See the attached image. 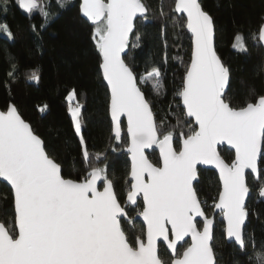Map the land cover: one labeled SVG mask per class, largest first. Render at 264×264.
I'll list each match as a JSON object with an SVG mask.
<instances>
[{
	"label": "snow or ice",
	"instance_id": "snow-or-ice-1",
	"mask_svg": "<svg viewBox=\"0 0 264 264\" xmlns=\"http://www.w3.org/2000/svg\"><path fill=\"white\" fill-rule=\"evenodd\" d=\"M65 6L66 0H56L57 8ZM12 7L29 18L42 16L40 28L52 15L51 0L47 4L0 0V13L7 14ZM149 10L144 0H82L80 4V12L93 26L91 38L109 93L116 141L124 138L121 117L127 118L131 167L123 202L108 178L107 164L99 166L105 154L88 150L84 105L75 89L66 100L84 165L82 176L76 178L65 175L64 162L50 154L15 103L9 101L0 109V178L9 186L13 218L11 227L0 222V264H218L214 216H208L207 200H201L196 186L198 165H214L219 171L220 188L211 207L226 222V239L234 242L248 264H264V243L257 251L254 234L244 230L250 214L249 178L260 186L258 194L264 198V94L253 92L243 106L231 103L230 69L217 53L213 16L202 0H173L170 13L177 15L160 11L166 17L162 33L168 20L174 28L186 29L190 61L173 97L179 110L176 123H170L167 115L158 120L140 84L151 83L156 95L161 90L166 94L162 68L153 66L138 76L125 59L130 46H139L136 21L147 22ZM31 28L38 30L35 24ZM0 34L13 39L7 23H0ZM132 35L134 42H130ZM249 41L264 48V18L255 31L237 32L231 46L246 53ZM162 63H168L166 54ZM20 72L13 58L6 73L9 94ZM26 79L38 83L39 69H31ZM47 107L38 106V111L43 113ZM224 144L234 150L230 161L218 151L217 146ZM148 149L159 150L156 162L149 159ZM129 206L140 207L137 215L144 223L132 240L122 226ZM161 246L167 259L160 254Z\"/></svg>",
	"mask_w": 264,
	"mask_h": 264
},
{
	"label": "trees",
	"instance_id": "trees-1",
	"mask_svg": "<svg viewBox=\"0 0 264 264\" xmlns=\"http://www.w3.org/2000/svg\"><path fill=\"white\" fill-rule=\"evenodd\" d=\"M47 4L49 0H42ZM150 6L148 21H136L135 32L140 34L139 46L128 49L126 62L132 65L138 76L143 75L153 66H160L164 72L163 84L166 94L161 90L156 95L151 83L140 84L145 96L152 102L153 110L159 120L169 117V122L176 123L179 110L173 97L180 87L187 63L190 61L191 41L186 29L173 27L170 20L160 15L161 9L170 15L173 0H144ZM52 15L43 28L39 25L44 19L39 14L29 18L18 7H12L7 14L0 13V23H7L13 33V39L0 34V109L9 101L16 104L24 118L29 121L38 135L45 141L50 154L64 162L65 175L71 178L82 176L84 165L81 163V150L75 134L71 117L68 113L66 96L75 89L77 100L84 105L83 135L90 152H101L99 166L107 164L108 178L113 181L115 191L125 199L129 189V162L124 149L127 138L122 141L112 136L108 117V91L99 71L100 57L92 40L93 26L79 15V0H66V6L56 7V0H51ZM205 10L213 16L216 31L217 53L230 69L228 97L234 106H243L252 97V93L264 94L263 62L264 54L260 46L248 42L246 53L232 48L233 37L237 32L247 35L256 30L264 18V0H202ZM37 25L33 32L31 25ZM165 40L167 46L165 47ZM135 36H130V42ZM168 57L167 65L162 61ZM176 57V59H173ZM21 69L20 74L11 83V93L5 86L6 73L12 59ZM39 69V82L29 81L26 74L31 69ZM47 105L42 113L38 106ZM171 105V110L169 109ZM123 131L125 130L122 124ZM187 131V128H184ZM221 156L230 161L232 152L224 148ZM153 162L158 160L156 152L148 154ZM197 189L201 200H207L206 211L212 215V203L217 197L219 183L214 172L198 170ZM252 185L247 200L249 216L244 227L245 233L255 236L259 251L264 243V198L259 197V185L249 178ZM7 196V199L5 197ZM141 204V202H138ZM140 207L128 208V217L122 220V226L129 239L139 235L142 224L134 220ZM12 201L9 188L0 183V222L6 227L12 226ZM214 248L218 264H248L233 243H227L223 233V223H215ZM182 250V249H181ZM253 251L249 247V254ZM160 254L167 259L168 253L163 246Z\"/></svg>",
	"mask_w": 264,
	"mask_h": 264
},
{
	"label": "water",
	"instance_id": "water-1",
	"mask_svg": "<svg viewBox=\"0 0 264 264\" xmlns=\"http://www.w3.org/2000/svg\"><path fill=\"white\" fill-rule=\"evenodd\" d=\"M81 2H82V0H79V15H80V17L83 19V20H85L88 24H90L91 26H92V24H91V22L90 21H88L87 20V18L86 17H84L83 15H82V13L80 12V4H81ZM22 11V10H21ZM23 12V11H22ZM24 13V12H23ZM26 14V13H25ZM177 15V14H176ZM139 19V18H138ZM137 19V20H138ZM187 31V30H186ZM188 33V32H187ZM188 35H189V37H190V34L188 33ZM262 48V47H261ZM262 50H263V54H264V48H262ZM126 52H128V50H126ZM263 77H264V62H263ZM103 83H104V85L106 86V82H104L103 81ZM107 88V87H106ZM107 91H108V89H107ZM108 97H109V93H108ZM108 117H109V120H110V123H111V132H112V136L114 137V134H113V126H112V122H111V117H110V112H109V101H108ZM121 120H122V124H124V127H125V130H124V133H125V135H126V131H127V118H126V116H122L121 117ZM126 138H127V135H126ZM128 145H129V142H128V138H127V146L125 147V149H124V153L127 155V160H128V162H129V173H130V167H131V158H130V155L128 154V152H127V147H128ZM217 148H218V151L221 149V148H224V149H226L227 151H229V152H232L233 154H234V150H230V146H228L227 144H224V145H218L217 146ZM151 152H156L157 153V155L159 156V150L158 149H148V150H146V153L147 154H150ZM199 169H202V170H209V171H212V172H214L215 173V175H216V177H217V180H218V183H219V188H220V180H219V171H218V169H216L215 168V166L214 165H198V170ZM199 180V179H198ZM130 181V175H128V182ZM0 183H2V184H5L6 185V183L5 182H3L2 181V178H0ZM7 186V185H6ZM8 188H9V186H7ZM250 194H251V192H250ZM250 196V195H249ZM126 197V196H125ZM249 198V197H248ZM248 200V199H247ZM141 202V204H142V201H140ZM246 203H247V201H246ZM130 208H133V207H131V206H129ZM136 208V207H135ZM217 215H219V218H220V221L223 223V233H224V238H225V241L227 242V243H233L234 244V242H232V241H230V240H228V239H226V237H225V227H226V222L225 221H223V218H222V214H220L219 213V210H216V209H212V215H210L209 217H213L214 216V229H215V223H216V216ZM134 220H137V221H139L141 224H142V226L144 227V223H143V218L142 217H140V216H138L137 214L134 216ZM247 221V220H246ZM245 225H246V223H245ZM245 227V226H244ZM186 240H189V242H190V238H188V237H186L185 238Z\"/></svg>",
	"mask_w": 264,
	"mask_h": 264
},
{
	"label": "rangeland",
	"instance_id": "rangeland-1",
	"mask_svg": "<svg viewBox=\"0 0 264 264\" xmlns=\"http://www.w3.org/2000/svg\"><path fill=\"white\" fill-rule=\"evenodd\" d=\"M66 101H67V100H66ZM67 105H68V101H67ZM69 115H70V114H69ZM138 212H139V211H138ZM217 220H218V221L220 220L219 215L216 216V221H217Z\"/></svg>",
	"mask_w": 264,
	"mask_h": 264
}]
</instances>
